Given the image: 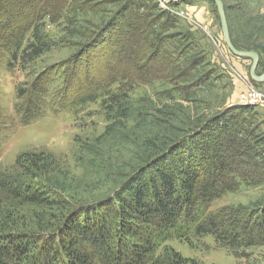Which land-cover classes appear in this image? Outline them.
<instances>
[{"label": "trees", "instance_id": "trees-1", "mask_svg": "<svg viewBox=\"0 0 264 264\" xmlns=\"http://www.w3.org/2000/svg\"><path fill=\"white\" fill-rule=\"evenodd\" d=\"M90 2L0 0V61L7 53L9 68L26 66L53 44L43 29L45 19L55 23L82 8L92 9ZM149 4L150 0L122 2L107 24L90 31L79 53L69 59L72 67L80 63L81 77L75 79L74 72L55 66L46 68L31 84L15 88L18 102L14 105L20 123H33L46 111L51 85L62 79L53 94L58 108L100 99L111 120L106 132L120 120L127 126L137 121L139 114L151 116L154 112L158 130L140 144L147 154L138 162L149 166L141 167L121 188L113 189L105 201L77 206L70 205L67 197L57 195L54 199L49 178L33 184L30 179L11 180L10 174H0V190L10 199L64 211L51 225L41 215L29 217L25 223L16 211L7 218L0 211V221L6 220L0 225V264H20L24 259L29 264H190V259L172 250L154 259L158 242L170 238L169 230L185 238L180 232L190 228L197 236L212 235L218 246L234 254L264 245V205L258 206L259 216L241 206L206 212L209 204L225 193L242 185L264 183V150H259L264 141L255 134L251 105L233 106L209 120L197 116L185 121L180 130L167 105L157 108L152 99L134 101L130 96L133 86L159 80L183 82L199 66L189 54L191 48L187 47L186 53L178 44L171 43L175 52L167 47L162 32L166 24L175 25L176 17L163 10L167 17L154 27L152 9L156 5ZM173 4L169 2V6ZM231 39L236 48L257 49ZM96 58L104 63L100 71L91 68ZM194 81L192 87L202 83L200 77ZM3 118L0 109V127H4ZM140 122L128 130L133 131ZM30 156L22 155L28 164L37 166L40 159ZM22 176L27 177L25 173Z\"/></svg>", "mask_w": 264, "mask_h": 264}, {"label": "rangeland", "instance_id": "rangeland-1", "mask_svg": "<svg viewBox=\"0 0 264 264\" xmlns=\"http://www.w3.org/2000/svg\"><path fill=\"white\" fill-rule=\"evenodd\" d=\"M124 1L92 0L88 4L92 9L82 8L55 23L45 19L43 29L52 38L53 44L26 66L18 64L9 68L7 61L10 55L4 53L0 61V109L4 116V127H0L1 175L10 174L11 180L30 179L33 184L49 178V184L52 185L50 187H53L51 196L54 199L57 195L67 197L70 205L77 206L105 201V197L113 189L121 188L141 167L147 166L146 163L138 164L139 158L147 154V149L140 147V144L145 137L149 138L158 130V123H155L157 114L154 112L151 116L139 114L138 120L128 122L127 126L120 120V123L106 132L111 120H108L106 107L102 106L100 99L76 107L58 108L53 94L60 87L62 79H57L51 85L46 111L38 120L24 125L14 111V105L18 102L15 88L31 84L46 68L55 66V69L74 72L75 79L81 77L80 63L76 62L72 67L69 59L79 53L80 45L86 41L89 32L98 31L105 26ZM221 1L225 7L230 39L232 37L237 43L257 47L254 49L259 55L256 73H263L264 0ZM169 2L150 0L151 5H156L152 9L154 27L162 24L167 17L166 14L163 16V10L176 17L175 25L166 24L162 35L165 36L167 47L174 52L171 43L174 46L178 44L179 48L184 47L185 52L187 47L191 48L189 54L199 65L197 72L186 80H181L183 82L159 80L151 85L133 86L130 96L134 101L152 99L157 108L167 105L166 108L171 110L169 116L181 130L185 127V121L195 120L197 116L209 120L233 106L250 105L246 104L243 95L247 98L248 93L253 91L264 94V81L258 82L251 78V59L233 55L226 46L213 3L207 0H181L169 6ZM102 67L104 63L98 58L91 65L94 71H100ZM196 77H200L202 83L199 87H192L190 83L195 82ZM251 107L254 111L252 117L255 134L264 141V108L259 105ZM251 113L252 111L248 112L245 117ZM136 122H140V125L133 131L128 130ZM259 147L263 151L264 142ZM24 153L31 155L29 159L37 156L40 159L37 166L28 164L29 160L22 157ZM23 173L27 177L22 176ZM259 205H264V183L242 185L234 192H227L213 200L206 212L216 211L223 206H241L257 211L256 215L259 216ZM0 211H4L1 214L5 213L3 218L16 211V216L25 223L29 217L41 215L50 225L56 224V219L64 213L58 207L50 210L20 204L18 200L10 199L2 190ZM5 223L4 219L0 221V225ZM169 232L172 233L169 239L158 242L154 259L168 255L172 250L190 259V264H264V245L239 250L234 254L229 249L218 246L212 235L197 236L191 228L186 232L181 230L180 233H184L185 238H178L174 230ZM20 264L29 263L24 259Z\"/></svg>", "mask_w": 264, "mask_h": 264}, {"label": "water", "instance_id": "water-1", "mask_svg": "<svg viewBox=\"0 0 264 264\" xmlns=\"http://www.w3.org/2000/svg\"><path fill=\"white\" fill-rule=\"evenodd\" d=\"M169 1L179 2L181 0H169ZM211 1L215 5L216 10H217L221 33H222V37L224 39L226 46L232 52V54L235 56L249 57L252 61L250 68H249L251 78L255 81L263 82L264 81V72L260 73V74L256 73V68H257V64H258V60H259L258 53L256 51H253V50H240L234 46V44L232 43V41L230 39L227 17H226V13H225V9H224V5H223L222 1L221 0H211Z\"/></svg>", "mask_w": 264, "mask_h": 264}, {"label": "built area", "instance_id": "built-area-1", "mask_svg": "<svg viewBox=\"0 0 264 264\" xmlns=\"http://www.w3.org/2000/svg\"><path fill=\"white\" fill-rule=\"evenodd\" d=\"M243 97H245L244 101L246 102V104L257 106L259 105L260 107L264 108V94L262 95V93L253 91L251 93H248L247 98L244 95Z\"/></svg>", "mask_w": 264, "mask_h": 264}]
</instances>
